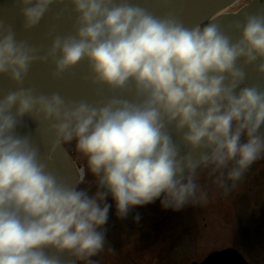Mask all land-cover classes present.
Instances as JSON below:
<instances>
[{
    "label": "clouds",
    "instance_id": "obj_1",
    "mask_svg": "<svg viewBox=\"0 0 264 264\" xmlns=\"http://www.w3.org/2000/svg\"><path fill=\"white\" fill-rule=\"evenodd\" d=\"M27 29L37 26L54 0H21ZM76 34L57 37L48 55L57 74L87 62L93 83L128 93L100 106L67 104L59 95L19 88L0 98V264H59L45 254L53 247L83 258L104 245L98 229L108 219L110 195L118 214L161 199L179 210L195 195L171 136L187 131L193 148L212 149L221 167L235 161L237 180L264 152V91L236 89L245 79L237 67L264 60V16L247 19L232 43L215 24L188 30L144 9L114 0H71ZM239 27V25H237ZM36 50L0 33V75L22 84ZM264 73V63L260 65ZM55 121L58 142H76L103 191L59 184L37 160L26 138L15 134L18 118Z\"/></svg>",
    "mask_w": 264,
    "mask_h": 264
},
{
    "label": "water",
    "instance_id": "obj_2",
    "mask_svg": "<svg viewBox=\"0 0 264 264\" xmlns=\"http://www.w3.org/2000/svg\"><path fill=\"white\" fill-rule=\"evenodd\" d=\"M236 0H114L116 4L127 3L144 9L158 19L171 20L188 30L207 23L215 24L218 30L236 43L242 35L243 27L249 17L264 16V0H247L248 3L236 12L223 11ZM21 0H0V33L11 30L18 42L27 44L36 50L38 59L32 63L20 85L9 76L0 75V98L19 88L28 89L35 95H59L67 104L87 103L100 106L113 99H130L128 93L110 90L107 86L93 83L87 62H81L72 69L57 74L55 60L48 55L54 40L76 34L78 14L71 0H54L40 23L30 29L25 27ZM239 25V27H237ZM264 60L257 59L245 64L244 59L237 67L245 73L244 81L236 89L255 87L264 91V73L260 65ZM55 121L40 117L24 116L18 118L15 134L26 138L37 152V160L45 171L59 184L77 189L80 174L71 155L65 150L63 142H58L53 128ZM165 131L175 144L178 157L184 168L182 177L190 171H196L201 163L212 154V149L201 146L193 148L183 140L187 129L178 131L174 125H168ZM264 136V125L261 126ZM198 167V168H197ZM197 168L196 170H194ZM192 171V172H193ZM45 254L59 261V264H77L76 256L69 252H60L53 247L45 249ZM194 264H250L236 248H224L210 252L200 263Z\"/></svg>",
    "mask_w": 264,
    "mask_h": 264
},
{
    "label": "rangeland",
    "instance_id": "obj_3",
    "mask_svg": "<svg viewBox=\"0 0 264 264\" xmlns=\"http://www.w3.org/2000/svg\"><path fill=\"white\" fill-rule=\"evenodd\" d=\"M244 3L240 0L227 11L235 12ZM65 144L73 150L77 165L87 166V157L77 151L76 142ZM235 167V161L217 167L210 157L190 172L184 182L192 180L195 195L179 210L165 208L157 199L133 206L121 217L115 201L106 197L109 213L103 226L116 240L136 237L134 220L145 216L155 233L154 241L145 242L135 252L150 264L199 263L210 252L227 247L239 250L251 264H264V152L237 180L229 177ZM144 209H152L149 216Z\"/></svg>",
    "mask_w": 264,
    "mask_h": 264
},
{
    "label": "flooded vegetation",
    "instance_id": "obj_4",
    "mask_svg": "<svg viewBox=\"0 0 264 264\" xmlns=\"http://www.w3.org/2000/svg\"><path fill=\"white\" fill-rule=\"evenodd\" d=\"M72 153L73 150L71 151V154ZM86 167L87 166L85 165V175L77 190L85 191L88 195H95L97 191H103L104 189L101 188L98 177L93 175L88 167ZM87 170L88 172L86 173ZM109 196L110 195L107 197ZM105 201L108 203L107 199ZM103 205L104 201L101 202V206ZM152 209L154 208L152 207ZM152 209L144 210L148 212L147 214L149 216ZM134 223H136L135 228L137 227L138 229V235L131 238L125 237L121 240H116V238L111 237L108 229H106L105 226H101L98 231L103 234L104 239H106V244H104L103 248L94 256L83 258L77 257V264H150L149 262L144 261V259H140L139 255H136L135 250L143 246L145 242L151 243V241H154V235L152 234L155 233L150 231L146 217L141 216V214L136 217ZM107 239L110 240L109 243L107 242Z\"/></svg>",
    "mask_w": 264,
    "mask_h": 264
},
{
    "label": "bare ground",
    "instance_id": "obj_5",
    "mask_svg": "<svg viewBox=\"0 0 264 264\" xmlns=\"http://www.w3.org/2000/svg\"><path fill=\"white\" fill-rule=\"evenodd\" d=\"M237 1H239V0H236L235 2H237ZM236 4H237V3H236ZM224 12H226V10H225V11H223V13H224Z\"/></svg>",
    "mask_w": 264,
    "mask_h": 264
}]
</instances>
